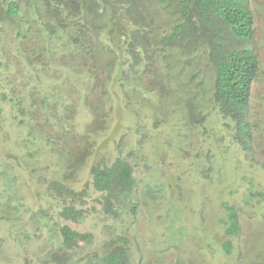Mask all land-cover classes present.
Listing matches in <instances>:
<instances>
[{
  "label": "trees",
  "instance_id": "obj_1",
  "mask_svg": "<svg viewBox=\"0 0 264 264\" xmlns=\"http://www.w3.org/2000/svg\"><path fill=\"white\" fill-rule=\"evenodd\" d=\"M260 4L264 0H0V138L9 122L13 139L23 138L20 150L27 158L56 160L45 172L39 164L18 162L36 181V199L55 202L65 220L80 222L97 213L120 220L126 212L136 215L139 167L149 176L145 188L153 195L181 190L172 173L165 182L158 178L155 159L161 152L197 161L212 153L217 158L224 146L249 150L260 61L248 41ZM228 35L246 44L229 48ZM117 83L136 117L137 147L126 154L118 143L111 163L98 156L91 180L77 188L82 166L106 128ZM96 91L101 97L92 101ZM74 92L93 116L83 128ZM213 136L223 145L215 152L206 141ZM7 156L18 158L11 151ZM202 165L197 178L215 182L218 175ZM9 171L4 166L0 179L10 214L27 199L17 188L16 172ZM223 206L226 234L235 236L238 210L227 201ZM57 239L61 251L51 255L56 264H132L131 242L123 234L78 259L74 256L92 243L93 232L57 222ZM224 246L231 251L230 242Z\"/></svg>",
  "mask_w": 264,
  "mask_h": 264
},
{
  "label": "rangeland",
  "instance_id": "obj_2",
  "mask_svg": "<svg viewBox=\"0 0 264 264\" xmlns=\"http://www.w3.org/2000/svg\"><path fill=\"white\" fill-rule=\"evenodd\" d=\"M225 41L229 48H240L246 44L229 35ZM248 44L255 49L260 61L250 107L251 120L255 125L251 148L241 151L236 146H224L221 150L224 153L217 155V158L212 153L209 159L199 158L197 161L184 160L173 153L171 155L166 151L161 152V159H155V166L160 170L158 178L165 182L172 173L182 184L181 190L173 194L169 191L161 196L153 195L154 193L145 188L149 176L139 167L137 174L141 179L137 190L138 206L135 216L126 212L123 219L118 220L109 216L100 217L97 213L88 214L80 222L61 218L60 208L55 202L36 199L39 190L35 185L36 181H32L19 164H39L41 172H45L49 164L55 165L56 160L50 156H44L42 162L27 158L20 150L22 143L19 140L23 138L13 139L16 135L14 126L9 122L4 123L5 138H0V171L4 166H9V172H16L19 178L17 188L27 201L17 213H7L3 204L4 198L1 196L3 181L0 179V264H56L51 255L52 252L61 251L56 241L57 222L94 233L92 243L83 245L74 259L82 258L89 252L103 250L107 240L123 234L131 242L132 264H264L263 4L257 9L254 32ZM112 90L109 96L112 110L106 128L99 134L92 154L82 166L79 173L81 183L77 184V188H81L87 179L91 180V165L98 156L111 163L119 154L118 143L126 154L137 147L139 138L134 129L136 117L126 108L118 83ZM73 94L72 103L77 105L78 122L80 128H83L93 116L86 105L87 101L79 92ZM94 96L92 101L97 96L101 97V92L96 91ZM206 141L212 143L213 152L215 148L223 146L214 136ZM196 143L200 145L199 142ZM8 151L18 158H9ZM200 164H203V170L207 169L209 174L210 168L211 175H218V179L215 182L198 179L200 172L197 167ZM221 169L224 174H220ZM51 170L52 167L49 168ZM226 201L238 210L240 226L235 236L226 234L227 214L223 206ZM13 204L18 205V202ZM88 206L86 208L90 209L93 201L90 200ZM44 215L45 219H38ZM227 242L231 244L230 252L224 246ZM66 264L74 262L67 261Z\"/></svg>",
  "mask_w": 264,
  "mask_h": 264
}]
</instances>
